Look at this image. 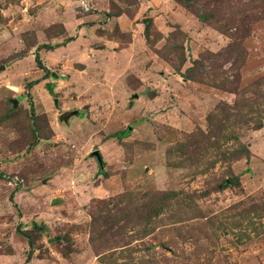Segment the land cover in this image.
I'll return each instance as SVG.
<instances>
[{
    "label": "rangeland",
    "instance_id": "1",
    "mask_svg": "<svg viewBox=\"0 0 264 264\" xmlns=\"http://www.w3.org/2000/svg\"><path fill=\"white\" fill-rule=\"evenodd\" d=\"M0 264H264V0H0Z\"/></svg>",
    "mask_w": 264,
    "mask_h": 264
},
{
    "label": "trees",
    "instance_id": "2",
    "mask_svg": "<svg viewBox=\"0 0 264 264\" xmlns=\"http://www.w3.org/2000/svg\"><path fill=\"white\" fill-rule=\"evenodd\" d=\"M197 18L201 21V22H205L206 18L205 17H202L200 15H197ZM39 48V47H38ZM40 48H46V49H49V47L47 46H41ZM34 61H35V64L36 66L41 69L43 71V76H48L49 75V72L44 68L42 67L41 63L39 62V59H38V56L35 55L34 56Z\"/></svg>",
    "mask_w": 264,
    "mask_h": 264
},
{
    "label": "water",
    "instance_id": "3",
    "mask_svg": "<svg viewBox=\"0 0 264 264\" xmlns=\"http://www.w3.org/2000/svg\"><path fill=\"white\" fill-rule=\"evenodd\" d=\"M67 116H68V115L66 114V116H64L63 119L65 120ZM90 156L93 157V158L95 159V161H96V163H97L98 165L100 164L101 159H100V157H99L98 152L93 151V152L90 154Z\"/></svg>",
    "mask_w": 264,
    "mask_h": 264
}]
</instances>
